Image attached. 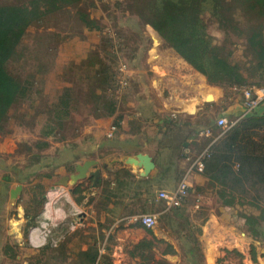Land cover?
Wrapping results in <instances>:
<instances>
[{
  "label": "rangeland",
  "instance_id": "obj_1",
  "mask_svg": "<svg viewBox=\"0 0 264 264\" xmlns=\"http://www.w3.org/2000/svg\"><path fill=\"white\" fill-rule=\"evenodd\" d=\"M17 1L0 0V4ZM131 2L132 0H83L78 6L49 16L41 25L30 27L24 35L19 47L23 58L13 61L9 71L21 81L33 82V93L20 100L10 110L6 126L8 133L0 134V264H84L83 258L76 252L86 248L96 249L97 257L102 264H150L149 260L152 257L161 264H168L165 260H172L174 257V251L169 244L171 239L181 243V252L184 255L192 245L193 249L200 250L196 230L191 232L189 229L192 227L199 229L203 215L184 216L185 213L192 211L204 214L211 212L221 218L222 226L236 228L237 234L227 232L230 233L227 234V239L229 243L237 246L238 251L222 250L217 264H264V220L250 224L244 219L245 216L253 218L262 215L264 194H261L262 199L259 203L248 201L254 196L250 193L243 199L235 196L233 205L226 206L218 195V188L205 183L201 189L189 191L181 207L166 208L165 203L158 198V193L164 190L160 183L165 181L163 182L165 187H170L176 182H167L168 180H163L161 175H154L143 181L140 176L137 179L132 173L133 177H129L122 171H115L114 168L105 169V177L102 178L100 186H97L99 196L93 212H90L74 231L65 234L59 242L52 241L51 245L49 244L50 248L46 250L41 249L45 245L37 249L29 248L22 225L17 227V224L12 222L17 219L18 211L23 209L30 214L28 227H34L35 223L31 219L40 209L41 196H45L47 189V180L43 176L48 174L50 168L45 169L43 166L48 162L46 158L49 156L44 154V150L34 148V145L42 140L39 136L42 121L35 115L37 107L43 109L46 104L55 100L60 88L69 86L72 100L75 101L72 115L65 130L54 140L74 139L85 128L84 126L88 127L92 118H95L90 88L97 87L98 80L104 78L101 74L97 76L96 72L110 71L113 66L118 85V68L125 65L126 69L131 67L142 69V62L152 44L150 38L162 40L133 13ZM77 10L88 14L98 30L88 31L78 19ZM238 17L243 24L245 19L242 13ZM250 20H252L250 23L258 22L254 17H250ZM207 26L209 35L218 44L230 40L233 44L235 62L245 66L244 69L251 67L243 42L244 37L237 33L235 37L230 32L222 31L210 20L207 21ZM111 39L116 45L115 48H111ZM111 49L117 51V55H112ZM40 62L44 68L46 67V72L44 68L38 67L37 64ZM105 67L108 69H104ZM254 82H259L264 87V81ZM213 87L222 90L226 99L235 96L228 88ZM122 94V91L119 92L121 98ZM219 110V106L214 105L204 109L205 117L196 124L209 125L212 130L208 137H204L203 134L194 142V151H201L218 136L219 130L214 128V123L221 117ZM174 126L168 128L175 132L169 133L170 138L164 140L160 137L151 140V143H155L156 149L161 145L170 146L173 157H177L184 152L183 144L186 140L183 138L184 134L179 135L183 137L175 139L176 133H183L185 126L178 123ZM71 168L73 169L72 164ZM111 178L113 181L122 182L121 185L107 186L105 183L111 181ZM92 182V178L88 180L89 187L92 186ZM36 184L40 187L34 188ZM17 186H21V191L11 198L10 191L15 190ZM71 194L72 197L76 195L74 192ZM107 195L116 200L114 215L110 212L106 214ZM199 195L205 198L196 203L195 199ZM162 211L174 212L177 215L169 220H160V215L158 218L156 216V225L152 229L133 223L131 219L140 214L155 215ZM79 220L81 219H77L76 222H80ZM16 227L24 236L22 239H17L16 232L11 231ZM164 227L175 228L172 234L161 235L168 241L154 236L155 230L160 231L159 229ZM135 228L145 229L147 240L152 245L150 249L134 251L133 243L137 237L132 234L131 229ZM56 237L58 238V235ZM65 239L68 240L67 243H64Z\"/></svg>",
  "mask_w": 264,
  "mask_h": 264
},
{
  "label": "trees",
  "instance_id": "obj_2",
  "mask_svg": "<svg viewBox=\"0 0 264 264\" xmlns=\"http://www.w3.org/2000/svg\"><path fill=\"white\" fill-rule=\"evenodd\" d=\"M81 1L83 0H18L15 3L0 4V134L8 133L6 126L10 110L33 93V82L21 81L9 71L13 61L23 58L19 47L27 30L41 25L49 16L78 6ZM131 5L138 19L154 30L196 72L204 76L209 85L228 89L232 86L264 88L259 82H254L264 81V0H132ZM241 13L245 19L243 24L238 17ZM76 15L88 31L98 30L88 14L77 10ZM250 17L258 22L250 23ZM208 20L216 23L222 31L230 32L235 37V33L244 37V46L251 64L249 69H244L245 66L234 61L233 44L230 40L218 44L209 35ZM111 42V48H115L112 39ZM110 52L117 55L114 49ZM37 65L40 69L44 68L41 62ZM46 71L45 67L44 72ZM96 73L104 78L98 80L97 87L90 88L94 117H111L116 113L121 99L116 71L111 66L110 71ZM240 101L242 102L241 97ZM73 102L71 89L64 86L53 102L46 104L43 109L37 107L35 115L42 121L39 131L42 140L34 148L47 149L48 139H55L65 130L72 115ZM31 105L33 108V101ZM240 116L233 126L217 136L215 141H210L213 142L209 146L208 157L203 160L202 175L208 184L218 188V195L226 206L233 205L235 196L243 199L250 193L254 196L248 201L259 203L261 194H264V112L253 111L244 117ZM174 125H177L176 121H166L167 129ZM214 128H217L215 123ZM121 171L125 176L133 177L130 172ZM43 177L50 179L51 176L46 174ZM111 183L109 181L105 184L111 186ZM113 183L120 186L122 182L116 180ZM36 187L40 185L36 184L34 188ZM187 196L179 206L171 208L181 207ZM40 201V209L35 212L36 215L41 211L45 196L42 195ZM29 217V212L25 210V218ZM244 219L250 224L257 220L263 221L264 210L259 217L245 216ZM151 246L150 241L143 239L134 246V251H145ZM49 248L50 245L46 244L41 249ZM97 252L96 249L86 248L76 253L83 258L84 264H94L98 258ZM149 263L161 264L154 257Z\"/></svg>",
  "mask_w": 264,
  "mask_h": 264
},
{
  "label": "crops",
  "instance_id": "obj_3",
  "mask_svg": "<svg viewBox=\"0 0 264 264\" xmlns=\"http://www.w3.org/2000/svg\"><path fill=\"white\" fill-rule=\"evenodd\" d=\"M150 39L152 44L142 62V69L127 68L129 84L113 116L92 118L88 127L84 126L80 134L72 140L48 139L49 147L44 150V154L49 157L46 158L48 162L43 167L50 168L48 174L51 177L46 179L47 189L41 211L38 216L31 219L35 226L28 227L30 217L25 218L23 209L18 211L17 219L12 221L17 224V227L22 225L26 245L29 248L37 249L46 244L51 245L52 241L59 242L65 234L74 231L84 218L86 219L89 213L93 212L99 196L98 187L102 178L105 177V169L126 170L139 179V170L121 162L124 157H134L137 154L149 155L155 165L154 170L149 176L140 179L146 181L154 175H161L163 180L177 184L190 169L195 156L201 152L194 151L193 144L206 129H209L208 125L196 124L205 117L204 109L211 105L219 106L221 117L229 118V120L236 119L243 113L239 95L229 99L224 98L222 90L207 84L204 76L196 72L164 41L153 37ZM208 96H213L215 101L212 98L213 102L207 103L205 100ZM254 111L264 112V104L259 105ZM170 119L185 126L183 133H176L175 139L183 137L179 135L184 134L183 138L186 140L183 144L184 152L177 157H173L170 146L161 145L156 149L155 143H151V140H157L160 137L166 140L171 137H169L170 132L175 133L168 131L166 127V121ZM112 127L115 128L114 131H111ZM88 160L96 161L101 171L100 179L95 187H89V179L72 188L71 192L69 187L58 185L62 183L64 176L75 172L77 164ZM111 182L113 187L112 178ZM163 182L165 181H162L160 186L164 190H170L176 185L174 183L173 186L165 187ZM207 182L202 173L193 170L188 174L189 191L199 190ZM88 189L92 193L87 194L84 200L76 202V196L84 194ZM75 190L77 193L72 197L71 193ZM91 197H93L92 203L86 206ZM202 198L205 197L197 196L196 203ZM106 199V214L110 212L114 215L113 208L116 200L110 196ZM117 202H119L118 199ZM165 212L155 213V215L157 218L160 215V220H169L177 215L174 212ZM201 215L203 217L199 229L193 227L189 229L191 232L196 230L198 233H196V240L200 250L193 249L192 245L184 255L181 252V243L171 239L169 244L174 251V257H171L172 260H165L168 264H217L222 250L238 251L237 246L229 243L227 239V234H230L227 232L237 234L236 228L222 226L223 223L218 215L193 211L184 214L187 217ZM77 219H81L80 222L77 223ZM17 227L11 231L16 232L17 239H22L24 236ZM174 229V227H164L159 229L160 231L155 230L154 236L168 241L161 235L172 234ZM131 230L137 237L133 245L148 238L143 228Z\"/></svg>",
  "mask_w": 264,
  "mask_h": 264
},
{
  "label": "built area",
  "instance_id": "obj_4",
  "mask_svg": "<svg viewBox=\"0 0 264 264\" xmlns=\"http://www.w3.org/2000/svg\"><path fill=\"white\" fill-rule=\"evenodd\" d=\"M125 67V65H121L118 68V93L121 91L124 92L129 84L128 75L126 71L127 69ZM229 90L234 92L233 95H239L242 98L241 104L243 107V113L240 117H244L252 113L264 101V88L261 87L232 86L229 88ZM238 119L228 121V119L225 117L217 118V120L215 121V125L220 130L218 137L221 136L231 126H233ZM114 130L115 128L112 127L111 131ZM209 134L210 130L206 129L204 135L208 137ZM215 139H213V141H215ZM212 142L205 146L201 150V152H199V154L195 156L190 169L187 171V173H185L184 177H182L173 188H171L170 190H162L158 193V198L165 203L166 208L179 206L183 199L187 196L189 192L188 174L193 170L198 173H202L204 168L203 160L208 157V149ZM131 219L133 223L139 224L146 229H152L156 225L157 221L156 215L154 214H140L132 217ZM94 264L102 263L100 262L99 258H97Z\"/></svg>",
  "mask_w": 264,
  "mask_h": 264
},
{
  "label": "water",
  "instance_id": "obj_5",
  "mask_svg": "<svg viewBox=\"0 0 264 264\" xmlns=\"http://www.w3.org/2000/svg\"><path fill=\"white\" fill-rule=\"evenodd\" d=\"M207 103L213 102L212 98H206ZM121 162L124 164L134 167L139 170V176L141 178H145L149 176V174L154 170V163L151 158L147 154H137L134 157H124ZM101 171L98 167V163L94 160L85 161L82 164H77L75 166V172L64 176L62 178V183L58 185H62L64 187H69V191H72V188L77 186L79 183L86 179L93 178L92 187H95L100 179ZM21 191V186H17L15 190H12L10 193L11 198H14ZM92 191L88 189L84 194H80L76 196V202H80L86 198L87 194H91ZM93 197L89 198L86 206L92 203Z\"/></svg>",
  "mask_w": 264,
  "mask_h": 264
},
{
  "label": "bare ground",
  "instance_id": "obj_6",
  "mask_svg": "<svg viewBox=\"0 0 264 264\" xmlns=\"http://www.w3.org/2000/svg\"><path fill=\"white\" fill-rule=\"evenodd\" d=\"M208 98H213V99H214V97H213V96H212V97H209V96H208ZM213 99H212V100H213Z\"/></svg>",
  "mask_w": 264,
  "mask_h": 264
}]
</instances>
